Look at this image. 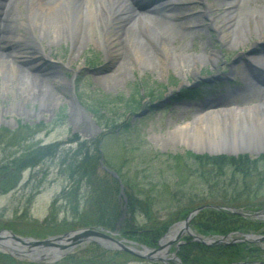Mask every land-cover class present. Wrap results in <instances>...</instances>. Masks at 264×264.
I'll list each match as a JSON object with an SVG mask.
<instances>
[{
	"label": "rangeland",
	"instance_id": "obj_1",
	"mask_svg": "<svg viewBox=\"0 0 264 264\" xmlns=\"http://www.w3.org/2000/svg\"><path fill=\"white\" fill-rule=\"evenodd\" d=\"M94 1L95 4H99L98 0ZM129 1L132 6L143 8L146 13L152 10V4L147 0ZM155 1L162 0H150L152 3ZM231 1L183 0L168 6H158L153 14L161 16L166 23L175 24L185 19H197L204 25L203 31L195 34L185 31L183 25H180L182 29L176 27L185 35L174 39V42H167L166 52L162 51L163 44L150 35L155 33L156 28L152 24L143 28L137 21L131 24V28L126 27L121 21L116 27L108 30L107 36L116 33L118 41L112 51L108 50L102 37L105 32L101 29L102 25L97 22L93 24L92 29L91 27L85 29L82 24V28L70 30L66 24L62 25L63 35L57 39L55 30L46 22L41 36L35 31L33 35L27 37L28 40L23 36L16 39L17 41L13 40L10 47L3 46L5 51L13 52L12 55L8 54L7 58L12 59L15 55V63L19 65L18 83L22 78L28 81L35 80L43 86L46 95L36 97L29 90L32 96L28 95L24 100L11 92L5 94L3 75L0 74V228L12 226L15 230L13 231L17 234L19 232L22 236L46 238L51 233L44 232L54 230V225L49 223L51 220L45 223L46 217H54L51 213L58 220L56 224H62L58 226L59 229L66 226L73 218L71 215L76 214L69 207V211L65 209L66 205L71 203L64 195L70 180L65 174L67 165L62 163L61 159L67 151H72L78 146V141L94 138L99 139L98 151L99 149L101 151L98 172L100 169L101 172H107L112 176L101 165L104 163V166L116 172L122 180L120 184L119 180L112 176L119 183L117 196L122 203L120 205L122 221L126 216L129 219V215L126 214L127 187L130 188V191L128 190L130 193L131 189L134 191V194L132 193L134 196L138 194L141 196L137 199L142 203L145 202V198L139 193V188L144 186L149 189V195L153 198L148 204L155 224L159 219L163 221L169 219V223L179 220L176 218L170 221L168 217L178 212L187 202H211L210 198L213 197L209 198V194H216L208 191V188L213 187L218 180L231 179V168H227L229 165L226 164H223L220 170L208 166L198 175L195 169L199 160L189 158L188 152L199 155L206 153L211 157L225 155L227 163L240 156H247L253 161L250 167L254 170L252 172L248 170L246 177H234L233 183L228 186L219 183L220 186L217 187L219 189L216 190L222 194L239 196L243 198L241 202L246 204L263 203L264 207V123L257 133L245 126L232 133L231 126L226 123L222 127L223 133L215 137L216 140L223 141L225 147L229 149L232 141L234 139L239 141L243 135L245 139H250L246 141L249 143H246L247 148L244 150L211 151L206 145H198L195 142L194 128L184 125L178 129L179 125L193 119L196 109L205 106L203 101H208L210 106L218 102L221 107L235 113L234 118L237 119V113L241 114L243 108L254 109L250 113L264 119V32L258 30L256 26V34H247L249 24L257 25L256 17L244 18L243 14L248 12L249 8L245 5L244 9L243 2L240 7H236L230 4ZM254 2L248 3L249 7L257 9L264 15V11L260 9L264 7L263 1ZM108 7L113 8L111 3ZM233 10L242 17L238 19L237 24L239 34L236 36L240 37L239 43L233 42L231 31L226 37L220 36L209 18L227 12L232 13ZM83 11L85 12L83 18L86 19L90 11L87 3H84ZM168 12L174 13L175 16L168 15ZM104 15L105 11L102 12V16ZM29 20L30 16L22 17L17 24L23 21L27 31H33L35 28L33 20ZM15 31L23 33L21 28ZM88 34H92V39H88ZM77 36L83 39L79 52L75 41ZM139 47L145 53V59L138 54ZM2 52L0 70L5 68L6 54ZM210 52L217 55L215 61L209 58ZM196 55H201L202 62H198V68L190 72L186 70L183 58L189 64L193 63ZM24 60H33L31 62L35 63L41 72L31 68L28 72L27 67H20V61ZM47 69H53L57 76L47 77L44 73L48 71ZM119 71L123 75L120 73V76L116 77L115 74ZM28 88L32 86L29 85ZM158 96L166 100L165 103L163 102L160 107L152 106L158 101L156 100ZM103 98L107 100L104 107L100 108L97 101ZM134 100H139V105L135 106ZM43 107H46L45 111L40 112L39 109ZM95 108L98 113L93 111ZM203 140L204 144L209 141L205 136ZM238 144L243 143L239 141ZM46 145L55 147L56 153L52 157L38 158L34 166H27L15 172L18 181L11 189L6 188L7 184L3 181L6 177L1 171L2 164L30 147L39 148ZM178 158L181 159L180 162ZM224 170H229L227 175L229 178L216 177ZM175 192L177 195L180 192L181 198L175 197ZM53 201L58 203L56 208L58 213L50 209ZM82 201L83 198L79 195L76 203L81 204ZM79 211L86 213L85 209ZM130 218L132 224L142 226L150 224L152 217L137 212L136 216ZM260 221L262 222L260 229L264 234V220ZM91 226L97 228V225L79 227ZM35 229H40L39 233L35 232ZM102 229L116 231L115 237L121 236L120 238L135 241L124 234L121 235L118 228ZM41 233L44 234L40 235ZM240 236L242 237V234ZM183 237L184 240L191 238L186 233L182 234L181 238ZM203 237L219 239L220 235L209 234ZM222 237H226V241L218 243L234 244L232 239L238 238L239 233L237 230H231ZM179 240L180 238L174 240L169 250L180 247L181 243L177 244ZM260 245L264 249V240ZM91 258L97 259L96 263H91ZM253 260L255 257L240 261L248 264ZM15 262L26 264L28 261L15 259ZM124 262L155 264L146 258L92 241L81 242L67 250L59 259L40 264ZM0 264H4L1 259Z\"/></svg>",
	"mask_w": 264,
	"mask_h": 264
},
{
	"label": "trees",
	"instance_id": "obj_2",
	"mask_svg": "<svg viewBox=\"0 0 264 264\" xmlns=\"http://www.w3.org/2000/svg\"><path fill=\"white\" fill-rule=\"evenodd\" d=\"M105 100L107 99L105 98ZM105 100L104 98L99 100V106H101L100 108L104 107ZM136 102L137 104L135 106L139 105V102ZM93 111L95 113H98V110L96 108ZM98 141V138L89 139L87 141H78V146L72 151H67L66 155L62 157L61 162L67 165L65 173L66 177L70 180L67 188L68 190H71L69 192L68 190L64 192L67 201H71L68 206L66 205L65 209L66 211H69L70 208L71 211L76 214V216H72L70 214L71 218L73 217L72 220L69 221L66 226L59 229L58 226L61 223L56 224L58 220L56 219V216L51 213V215L54 217H46L45 223H48V221L51 220V222L49 223H52L54 225V230L46 231L44 233H59L73 227L83 225H97L110 229L118 228V230H120L121 232V235L124 234L125 237L137 240L150 246L155 245L156 240L165 232V230L172 222L169 223V219L165 221L159 219V222L155 224V221L153 220L154 216L150 215V205L148 204L150 199H152L153 197L149 195V189H146L144 186L139 188V193L143 195V198H145L144 203L137 199L141 197L139 196V194L134 196V191L131 189L130 193V188L127 187L129 191H126V214L129 215V219L126 216L124 221L120 220L122 211L120 205H122V203L117 196L119 183L116 179L107 174V172H101L100 169L98 172V159H100L101 157L100 149L98 151ZM55 153V147H53L52 145H46L39 148L30 147L24 150L21 154L13 156V158L5 161L2 164L1 171L3 172V174H5L6 177L5 179L3 178V181L7 184L6 188L11 189L13 185L18 181L17 177L14 175L15 172L21 171L27 166H34V163L38 158H42L44 156L52 157ZM188 157L192 160H199L196 163L198 166L195 169V172L198 175H200V173L204 171V169L208 166H212L214 169L220 170L221 166L223 164H226L229 165L226 166L227 168H231L230 177L232 178L229 180H218L214 183L213 187L210 186L208 188V191H213V193L215 192L216 194H209V198L210 196L213 197V199L210 198L211 202H187L184 207L179 208L180 210L178 212L172 214L173 216L170 215L168 217L170 218V221L176 218H183L194 206L202 203H215L221 205L239 204V206H243L248 209H256L260 206V203H243L241 202L243 198L239 196L230 195L229 193L222 194L220 191L216 190L219 189L217 188L219 183H221V185L224 184L228 186L233 183L232 179H234V177H246V173L248 172V170H250L251 172L252 170H254L253 167H250V165L253 164V161L249 160L247 156H240V158L236 160L232 159L231 161H229V163H227L225 155L211 157L207 154L199 155L194 153L190 154L188 152ZM178 161L180 162L181 159L178 158ZM228 174L229 170H224L222 172H219L216 177L229 178L227 176ZM151 189L152 187L150 188V190ZM79 195H81L83 198L81 204L76 203ZM179 196L181 198L180 192H178V195L175 192V197ZM57 207L58 203L56 201H53L50 205V209L54 213H58L56 211ZM79 209H85L86 213L83 214L84 212L79 211ZM137 212L141 213V215L143 214V216L152 217L149 221L150 224L146 223V225L142 226L132 224L133 221L130 217L136 216ZM191 224L197 232L209 235L224 234L231 230L256 231L261 228L260 226L262 222L259 220L243 218L235 214H230L227 211L207 208L201 210L199 214H197L193 218ZM39 227L42 228L43 226ZM34 231L38 232L40 231V229H35ZM44 233H41L40 235ZM260 251L261 249L256 244L245 242L234 244L206 245L198 241H188L185 244L181 245L178 252L183 264H216L233 263L245 258L251 260V258L259 257ZM0 259L4 264H17L13 257L1 252ZM95 260L97 261V259L91 258V263H94ZM26 264L36 263L27 262ZM122 264H125V262Z\"/></svg>",
	"mask_w": 264,
	"mask_h": 264
},
{
	"label": "bare ground",
	"instance_id": "obj_3",
	"mask_svg": "<svg viewBox=\"0 0 264 264\" xmlns=\"http://www.w3.org/2000/svg\"><path fill=\"white\" fill-rule=\"evenodd\" d=\"M94 1V0H93ZM92 0H0V54L5 53L6 59L5 61V68L0 70V74L3 75V90L4 93L7 94L8 92L13 93V95L18 96L22 99H26L28 95L32 96L29 93V90L34 93V95L44 97L46 92L42 85L36 83L35 80H24L23 78L18 83V73H19V65L15 63V55L12 59L7 58L8 54L12 55L13 52L5 51L2 47L8 48L13 43V40L17 41L20 37L26 36L25 38L28 40L29 35H33L35 31H37L38 35L41 36L44 33L45 25H49L50 28L55 30L56 39L59 38L62 34V25L65 24L70 28L79 29L82 28V24L84 28L88 29L89 27H94L93 24L96 22L99 25H102V30L105 32V35L102 36L108 50H113L115 48V43L117 41V37L115 36L116 33H111L107 36L108 30L111 28L116 27L121 21L131 28V24L134 22H139V24L143 28H147L148 24H152L155 29V33L150 34L156 41H159L160 44L162 43V51L166 52L167 42H174V39H177L179 36H184L182 30L178 29L181 28L180 25H183V29L185 31L196 33L202 32L204 25L199 22L197 19L190 20V19H183L181 23L175 22L174 23H166L164 22L161 16L157 15H143L141 11H135V8L131 5L129 0H98L99 4H95L96 1L93 3ZM180 2L183 0H162L158 1L156 5L160 4H173L174 2ZM259 1V0H232L230 4L236 5V7H240L241 3H244L243 8L245 5L249 8L248 12L244 13V18H250L251 16L256 17L257 25L253 23L249 24L248 33L247 34H256V30H261L264 32V15L259 12L255 8H250L248 3ZM264 3V0H262ZM84 3L90 6L89 14L87 13V18L84 19L83 15L85 12L83 11ZM112 4V9L108 7V4ZM255 3V2H254ZM152 8H156L153 7ZM262 11H264V7H260ZM105 11L106 15L102 16V12ZM183 12V11H181ZM170 16H175L174 13L168 12ZM45 15V16H44ZM30 16V20H33L34 23V30H28L24 26L22 21L21 24H17L18 21L23 17ZM103 17V18H102ZM210 23L215 30L220 34L222 37H226L229 35L231 31V37L234 43H239L240 40L239 34L237 31V24L238 19L242 18L238 15L236 10L231 12L224 13L222 15H217L216 17L209 16ZM27 20V19H26ZM29 20V21H30ZM86 21V23H85ZM133 21V22H132ZM47 22V24H46ZM92 22V24L90 23ZM119 22V23H118ZM112 25V27H111ZM156 26V27H155ZM257 26V28H256ZM178 27V28H176ZM255 27V28H254ZM17 28L23 29V33H17L15 30ZM182 29V28H181ZM54 33V31H53ZM235 34V35H234ZM80 37V38H78ZM92 34H88V39H92ZM223 39V38H222ZM76 48L78 47L77 51L79 52L83 39L81 36L76 37ZM140 48V47H139ZM8 52V53H7ZM140 57L145 59V53L141 50L138 51ZM184 57V56H182ZM209 58L213 61L217 58V55L214 52H210ZM33 60L28 61H20V67H27L29 72V68L35 70L36 72H41L40 68L33 62ZM193 63L187 64L185 58H183V63L187 66L186 70L193 72L198 68L197 63L202 62L201 55H196L194 57ZM151 64V63H150ZM22 69V68H20ZM45 71V75L49 78H54L57 76L56 72L53 69H47ZM5 73V74H4ZM120 73L123 75L122 72H117L116 77L120 76ZM114 75V76H115ZM39 76V75H37ZM260 78V77H259ZM32 86V88H28ZM15 88H17L15 90ZM47 100V98H46ZM205 103L204 107H199L196 109L195 113L193 114V119L191 121H187L178 126V129L184 127V125H189L194 128L195 134V142L198 145H206L209 150L211 151H219V150H244L247 148V144L250 141L249 138L245 139L243 135L239 138L243 144H238L239 141L233 140L232 144L229 145V149H227L224 145L223 141H218L215 139L217 135L222 134V127L224 124H229L231 126L230 130L232 133L239 129L241 130L242 127H248L249 130H253L254 132H258L261 125L264 123V119L262 116L252 115L250 111H253L252 108H243L242 115L237 113L238 119L234 118L235 113L229 112L227 108L221 107L218 102H215L214 105L210 106L208 101H203ZM14 106V104H13ZM218 106V108H217ZM10 108V107H9ZM46 107L40 108L39 111H45ZM246 112V114L244 113ZM244 119V120H243ZM239 125L238 127L234 128V126ZM242 134V132L240 131ZM209 139L207 144H204L203 137Z\"/></svg>",
	"mask_w": 264,
	"mask_h": 264
},
{
	"label": "water",
	"instance_id": "obj_4",
	"mask_svg": "<svg viewBox=\"0 0 264 264\" xmlns=\"http://www.w3.org/2000/svg\"><path fill=\"white\" fill-rule=\"evenodd\" d=\"M105 170L116 177L119 181V177L116 172L108 169L106 166L102 165ZM205 207L219 208V206L212 204H203L193 208L187 216L173 224L171 228L159 239L156 247L150 248L145 245H137V243L127 240L124 238H117L115 235L116 231L104 230L102 228L96 227H79L70 230L65 233L55 234L48 236L46 238H35L31 236H21L12 232L7 228L0 229V251L10 254L11 256L19 259L30 260L34 262H52L59 259L67 250L71 249L73 246L81 242H96L103 244L106 247L113 249H120L127 251L133 255L149 259L151 261H162L167 264V261L172 258L180 263L175 251L171 253V256H167L169 253V247L171 243L180 238L184 233L189 234L192 239L201 241L206 244L225 242L226 237H220L219 239H213L208 237H203L196 234L189 226V222L192 217L201 209ZM225 209L241 214L242 216L249 217H263L264 209L256 212H246L241 211L233 207H225ZM109 232V233H107ZM252 239L258 241L264 239V235L256 234H244L241 238L236 240H247ZM183 241L179 242L182 243ZM140 247V248H138Z\"/></svg>",
	"mask_w": 264,
	"mask_h": 264
}]
</instances>
